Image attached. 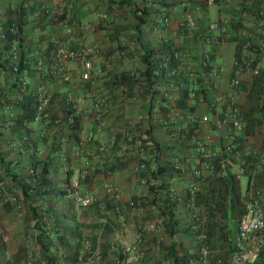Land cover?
I'll return each instance as SVG.
<instances>
[{"label": "crops", "instance_id": "0c3cea01", "mask_svg": "<svg viewBox=\"0 0 264 264\" xmlns=\"http://www.w3.org/2000/svg\"><path fill=\"white\" fill-rule=\"evenodd\" d=\"M195 1L197 3L192 4ZM20 3L39 7H59L65 4L71 17L75 19L73 25L68 27V32L61 24H49L40 28L34 25L32 16L25 19L22 26L24 48H30L28 57H40V70L46 77L41 78V74L36 71L23 73L22 76L32 94L41 87L49 95V102L44 109L43 118L29 121L22 127L14 125L13 115L16 109L13 111L9 106H0V180L4 181L10 191L19 193L18 184L30 173V158L48 162L46 178L51 185L59 188L65 185L66 173L71 176L78 169H98L97 173L92 174L90 182L84 184L85 188L97 193L99 200L95 206L79 211L72 207L65 195L53 197L48 194L37 199L36 203L53 209V213H49V224L57 219L59 230L66 234L72 248L76 245L77 254L82 249V238L87 236L92 241L94 253V249L100 248V254L95 256L96 259L91 264H113V256L118 253L119 246L132 242L134 233L143 225L138 219L142 217L146 220L144 222H148L157 216V211L152 205L153 198L148 193L147 183L141 184L142 179L126 172L131 171L136 160L141 158L140 151L131 143L130 133L134 132H130V128L136 124L146 125L148 117L140 107L146 105L148 99L141 101L137 97L128 96L129 88L125 86H110V76L142 69L140 56L143 49L160 48L166 42L183 49V53L180 52L183 54V67L187 70V76H191L196 69L202 74L200 53L210 49V67L217 72V77L210 79L212 86L207 98L192 112L201 114L207 111L205 105L227 92H232L240 109H244L250 88L258 90L259 104H264V24L257 14L259 0H214L210 5H206L205 0H0V17L7 7L13 8ZM142 11L148 13L142 14ZM138 16L141 23H138ZM187 16L194 23L190 30L182 27ZM163 18H167L165 24L162 23ZM210 22L222 23L226 27L234 25L232 33L236 34L238 41L249 42L250 46L242 51L251 56L259 66V79L233 66L236 40L220 41L215 46L208 43L204 36ZM56 43L67 47L90 45L96 48L91 56V69L86 70L85 78L82 76L84 68L75 60L62 63L69 74V81L63 82L58 78L55 72L58 65L49 56ZM48 44H51L49 53L45 48ZM231 77H236L240 82L235 89L228 85ZM9 82L10 79L0 71V91L7 98H14L16 95L10 93ZM160 86L165 88L162 83ZM96 100L99 101L98 106L95 105ZM151 104L154 106V112L152 111L149 119L152 124V139L162 147L172 144L168 143L171 134L166 133L165 121L156 111V101L152 100ZM70 106L78 108L76 114L81 118L78 143L69 136L66 110ZM96 112L102 121L99 129L93 121ZM181 113L182 111L176 117L178 122L181 120ZM256 115L259 117V125L256 127L254 142L241 141L245 152L250 146H260L264 138V109H260ZM92 129L95 131H92V139L88 141L86 134ZM117 133L125 135L119 137ZM210 140L209 149L212 154H216V142L213 137ZM177 157L182 164L188 165H185L186 172L173 174L168 180L170 192L177 200L174 210L177 221L174 239L179 241L180 247L175 248L181 254L186 252L189 256L196 252V238L187 227L190 223V212L183 206L182 196L189 180L187 170L195 165L194 156L192 150H162L159 159L177 160ZM119 160H126L123 168L111 171L107 169L110 164ZM195 167H199L205 177L204 181L199 182L201 187L212 176L199 165ZM10 173L16 174L15 179L8 177ZM242 179H238L240 191L244 187ZM150 182L156 183L157 180L150 179ZM105 184L118 190L119 198L115 207H110L109 197L104 196ZM138 196L146 197L148 204L137 207L132 199ZM206 202L208 205H205ZM209 204V199L202 200L194 207V211L203 218L208 217ZM234 213L235 211L228 216L226 212L224 218L218 217L219 215L209 216L208 222L216 226L215 236L209 242L215 258L225 257L233 247L237 222ZM27 216L24 214V218ZM24 218H18L12 208H6L0 202V263L7 261L16 249L24 246L22 239L17 240L16 246L11 240L12 235L17 238L21 236L23 224L19 220L23 221ZM162 236L164 234L159 227L146 232L138 243L141 259L134 264H178L173 263L160 241L158 242V239L165 240ZM54 246L50 251L57 257L58 264H69L62 260L60 254L63 250L56 243ZM101 252L107 254L103 255ZM39 264L43 262L40 261ZM186 264L200 263L189 260ZM208 264L215 263L209 260Z\"/></svg>", "mask_w": 264, "mask_h": 264}, {"label": "trees", "instance_id": "16d2710c", "mask_svg": "<svg viewBox=\"0 0 264 264\" xmlns=\"http://www.w3.org/2000/svg\"><path fill=\"white\" fill-rule=\"evenodd\" d=\"M196 3L197 1L192 4ZM59 9L60 12L58 14L48 15V13L42 12L43 9H40L37 5L25 6L20 3L13 8L7 7L4 12H2V17H0V71H3L6 77L10 79L9 91L16 95L14 98H7L3 91H0V106H9L13 111L16 109L13 118L15 120L14 125L18 127H22L25 123L34 120L36 104L34 95L31 93V90H29V86L22 74L36 71L41 74V78L46 77V75L40 70V57H28L27 55L30 48H24L22 26L24 25L27 16H32V13L37 10H40L37 16H32L34 25L37 27L43 28L49 24H59V21H65L67 26L73 25L72 23L75 17H71L69 8L64 4L59 6ZM141 13L147 14L148 12L142 11ZM139 17L140 16L137 17L138 23H141ZM233 27L235 26L231 25L226 27L224 25L225 37L220 35H215V37L219 41L237 40L236 34L234 35L232 33V30H234ZM13 44H15V50ZM173 44L174 43L166 42L162 44L160 48L143 49L140 56V61L143 66L142 69L136 70L132 73L121 72L113 74L110 76L111 80H109L108 83L110 86L115 84L125 86L127 89L129 88L127 95L130 97H137L141 101L148 99L146 105H141L140 107L148 117V119L146 118V125L137 124L138 128L132 126L130 128L132 129L130 132L133 131L134 135L140 139L141 148L143 149L141 151L143 152V156H145L144 168L139 170L137 177L139 180L143 178L142 183H147L148 193L151 194L153 198L152 205L157 211V216H155L153 220H150L155 222V227L151 230H154L156 227H159L162 230L165 236L162 237L165 238V240L160 241V244H162L166 251V255L173 261V263L186 264L189 260H196L197 262V248L199 241L197 240L196 243V252L189 256L186 252L181 254L176 250L177 248L175 247H180L179 241L174 239L177 226L174 210L177 205V200L174 198L176 196L172 195L170 192L168 180L173 174H183L186 172L185 165L187 163L182 164V161L178 160V157L177 160H160L159 157L162 150H191L189 140L193 126L190 124L182 126V120H179L178 122V118L176 117H178L180 111L183 113L185 111L192 112L195 110L196 106L190 104V102L193 101L189 98L188 94L189 90L193 88V85L196 82L202 84L201 91H205V89L207 90V87L204 84V74H200L199 70L196 69L191 76L186 75L187 70L183 67L182 60L183 49L181 47H176ZM45 48L46 52L49 53V50H51V44L46 45ZM180 51H182V57H177L176 52ZM13 52H15L14 59L12 58ZM162 54L164 55L162 56ZM209 55L211 56V50ZM49 56L51 58V52ZM39 61L40 63L38 64ZM260 74L258 73L254 76H257L256 78L259 79ZM160 83L165 86L164 89H162ZM208 85L210 87L212 86V83L208 81ZM172 91H174V95H172ZM249 91L244 109H240L239 107L241 114L240 126L238 130L239 132L235 134V141H238L239 143H242V140H246L249 143L254 142L257 132L256 127L259 125V117L256 113H258L260 109H264V104H259L258 90L250 88ZM17 96L19 98H17ZM173 96H175L174 101L172 99ZM152 100L156 101V111L161 114L162 117H160L165 121L164 124L166 129L170 132L169 134H171L170 143L172 144L167 146H160L150 135L152 124L149 123V119L150 115L154 112V106L151 104ZM74 109V107L70 106V108L66 110V115L69 119L67 125L70 138L75 143H78L80 140L79 134L82 124L80 115L76 114ZM93 121L95 126H98L102 122L100 117H94ZM175 128H178V130H175ZM91 131H95V129H92ZM131 134L133 133H130V135ZM116 135L124 137L125 134L117 133ZM91 139L92 137L89 138L88 141H91ZM131 143H133V139ZM263 143L264 138L261 141V144ZM248 158H250V155H247V159ZM195 160L194 157L195 165L187 170L189 180L187 182V187L184 189L182 201L183 206L190 212V223L187 227L191 229L194 236H197L199 230L203 229L206 233L205 243L208 246L210 238H213L216 233L215 224L208 222V220H210L209 216L219 215L218 217L224 218L226 212L229 216L235 211L234 214L238 220L242 213L243 205L240 200V187L237 177L228 173L222 177L213 178L210 176L211 178L209 180L207 179L200 187L198 177L193 175L194 169H198L195 167L198 164ZM210 161V164L216 169V159ZM250 161H252L251 158ZM29 164L31 166L30 173L27 174L18 184L19 188L17 189L20 195H18V198L22 200V204L24 205L23 209H25L24 212H28L27 221L28 223H32L31 228L34 231V239L39 246L40 257L45 260V264H58L56 261L57 257L54 253L50 252V248L55 247L54 245L56 243V245L63 250L60 254L62 260L69 264H77L76 257L78 251L76 245H74V248L70 246L66 234L61 232L58 228L59 224L56 222L57 219L49 224V213L52 214L53 209L48 205H44L43 210L40 211V209L36 210V206L32 204L33 202H37V199L44 198L47 194L53 197L65 195L66 184L70 177L69 173H66L65 185L63 187H54L46 178L48 162L44 159L39 162L30 158ZM125 165L126 160H119L110 164L107 169L111 171L123 168ZM85 170L87 172L84 177L86 183L90 182L92 174L94 175L97 173L98 169L94 168L90 171L89 167H87ZM9 176H11L12 179H15L16 174L10 173L8 177ZM2 178H4V176ZM193 178L196 182L195 191L190 195L188 192V185L192 182ZM150 179H156L157 182L149 183ZM204 180L205 177H203V181ZM6 191L10 192V189L6 187ZM206 199H209L210 201L208 207L209 216L203 218L199 213L194 211V207L197 206L200 201L202 202V200L205 201ZM132 202L137 207H144L148 204V202H146V197L144 198L142 196L133 198ZM1 203L9 209L13 208L14 205L10 204L9 201ZM95 205L96 203L89 207ZM111 205L110 207H115L114 204L111 203ZM205 205H208L207 202ZM140 218L138 220H141ZM141 223L142 222H140V224ZM147 223L148 222H146V224ZM146 224L140 227L137 232L141 233V230L151 231L145 229ZM193 225H197L198 228L196 230L192 229ZM79 240L80 238L78 241ZM104 253L107 254L106 252ZM104 253L101 252V254L105 255ZM117 254L119 253H116L115 255ZM14 256L15 258H13L12 261L7 260L0 264H19L17 254ZM212 261L214 262V260ZM256 264H264V247L257 258Z\"/></svg>", "mask_w": 264, "mask_h": 264}, {"label": "built area", "instance_id": "2783aa9c", "mask_svg": "<svg viewBox=\"0 0 264 264\" xmlns=\"http://www.w3.org/2000/svg\"><path fill=\"white\" fill-rule=\"evenodd\" d=\"M214 0H205L206 5L213 4ZM42 12L50 14H58L60 9L54 5L40 6ZM40 10L32 13L36 17ZM257 14L264 24V0H259ZM167 18H163L162 23L165 24ZM66 31H69V26L65 21L60 22ZM183 28L190 30L194 27L193 20L190 16L185 18L182 25ZM205 38L208 43L217 45L220 41L215 35L224 36L225 28L222 23L210 22L206 27ZM236 51L232 60L233 66L247 71L250 75L254 76L259 73V66L254 62L253 58L242 49L250 46L249 42H241L236 40ZM95 47L90 45H79L77 47H67L62 44L56 43L51 50V58L56 67L55 72L58 78L63 81H69V74L63 67V62L67 60H75L79 62L84 68L83 78L86 77L87 71L91 69V56L95 52ZM210 49L203 50L200 53V66L202 74H204V84L207 90L201 91L202 84L195 83L193 88L189 90V98L193 101V105H202V101L207 98L210 89L208 81L217 77V72L210 67ZM177 57H182L181 52H176ZM15 58V53H12ZM182 59V58H181ZM40 63V61L38 62ZM207 68V69H205ZM87 70V71H86ZM228 85L230 88L235 89L239 85V80L236 77L229 79ZM167 89V88H166ZM196 90V91H194ZM36 101L35 104V117L43 118L45 116L44 109L49 102V95L45 93L43 88L39 87L33 94ZM174 101V97L172 98ZM101 102V101H100ZM99 101H95L98 106ZM207 107V111L196 114L195 112L185 111L182 115V126L190 124L193 129L190 133V149L193 150L195 161L200 168H204L211 174L212 177H222L225 174H231L238 179H244V187L240 191L241 202L243 205L242 213L236 222V233L233 241V247L224 258L214 257L205 243L206 233L200 229L197 235L199 245L197 248V261L200 264H208L209 260H214L215 264H256L257 258L264 247V143L259 146H250L249 150L235 141V134L240 126V109L235 100L232 92H227L223 96L213 98ZM75 113L78 108L74 109ZM95 118H99V113L94 114ZM100 124L97 126L99 129ZM178 130V128H175ZM93 135L92 131L87 132L86 138L89 139ZM183 137V135H182ZM213 137L217 145V153L212 154L209 149L210 138ZM133 139L134 148L140 151L142 156L141 142L134 134H131ZM247 155L250 158L247 159ZM216 159L217 168L210 164V160ZM144 168V163L139 161L135 166V170ZM198 169H194L193 175L198 177L199 182L203 181V175ZM86 174V170H76L72 174L68 183L66 184L65 196L69 199L75 208L84 209L97 202V196L91 192H81V181ZM195 180L188 185V192L192 195L195 191ZM106 192L109 193L110 203L116 204L119 198L118 190L110 185H103ZM16 195L12 192L6 191V184L0 180V201H9L10 204L16 202ZM203 221V220H202ZM155 227V222L150 221L146 224L145 229L151 230ZM197 225H193L192 229L196 230ZM141 240V234L135 232L132 242L121 244L117 255L113 257V264H134L141 258V253L138 249V243ZM90 244L87 238H82V249L80 254H77V262H90L89 256L85 253L90 252ZM22 264H31L26 260Z\"/></svg>", "mask_w": 264, "mask_h": 264}, {"label": "rangeland", "instance_id": "374dc122", "mask_svg": "<svg viewBox=\"0 0 264 264\" xmlns=\"http://www.w3.org/2000/svg\"><path fill=\"white\" fill-rule=\"evenodd\" d=\"M135 127H137L138 128V125L136 124V126ZM140 128V127H139ZM166 133L167 134H169L170 132L166 129ZM168 143H170V141H168ZM138 150V149H137ZM142 153V156H143V152H141ZM145 158V157H144ZM144 158H138V160H136V163H135V165L134 166H136L137 165V163L139 162V161H141V162H145V159ZM147 159V158H146ZM126 172H131L132 174H135L136 176H137V173L139 172V169L138 170H135V167H133L132 169H131V171H126ZM87 173V172H86ZM85 177V176H84ZM143 179V178H142ZM241 182H242V184L244 183V180L242 179L241 180ZM84 184H85V181H84V178L82 179V181H81V186H80V191L81 192H86V191H91V190H89V189H87V188H85L84 187ZM141 184H143V183H141ZM104 189V188H103ZM10 192H12L13 194H15L16 195V197H17V199H16V202L14 203V205H13V208H12V210L14 211V213H16V215L18 216V218H21L22 219V217L24 218V214L25 215H27V213L28 212H24V210L25 209H23L24 208V205L22 204V200L21 199H19L18 198V195H19V193H15V191L14 190H12V191H10ZM91 192H93L96 196H97V193H95L94 191H91ZM104 192V196H108L109 197V193L108 192H106L105 190L103 191ZM119 194V193H118ZM20 196V195H19ZM98 200H99V198H98V196H97V202H98ZM1 202V201H0ZM97 202H96V204H97ZM71 203V202H70ZM34 206H36V210H39L40 209V211H42L43 210V206L44 205H39V204H37L36 202H33L32 203ZM72 204V203H71ZM109 205H111V204H109ZM112 206V205H111ZM72 207H74L73 205H72ZM93 207V206H92ZM89 207H87L86 209H88ZM74 209H78L79 211H81V210H84V209H79V208H75L74 207ZM30 215V214H29ZM27 219L28 218H24L23 219V221L22 220H19V223H22L23 224V229L21 230L22 231V233H21V236H18V238L16 237V236H13L12 235V237H11V240H12V242H13V245L14 246H16V243H17V240H20V239H22V241H23V244H24V246L20 249V247L18 248V249H16V251L13 253V255L12 256H9L8 257V260L10 261H12L13 260V258H15V256L14 255H16L17 254V257H18V260H19V264H22L23 262H25L26 260H29L30 262H31V264H39V262L40 261H42L43 262V264H45V260L43 259V258H41L40 256V253H39V246H38V244H37V242L35 241V239H34V231H33V229L31 228V225H32V223L31 222H29L28 223V221H27ZM141 220H140V222H142V226H144L145 224H146V222H144V221H146L144 218H140ZM151 220H153V219H151ZM149 222V221H148ZM0 223H1V221H0ZM141 226V227H142ZM146 232H148V231H144V230H141V240H142V237H143V235L144 234H146ZM135 234V233H134ZM87 236H85V237H83V238H86ZM194 238H196V239H194L195 241H196V243H197V236H195ZM87 239H88V242H89V244H90V252L89 253H85V254H87V256H89V261L90 262H87L86 264H91V262H92V260L94 261L96 258H95V256L96 255H99L100 254V248H96V249H94L95 250V253L93 252V248L91 247L92 246V241H91V239L89 238V237H87ZM140 240V241H141ZM163 239H158V242L159 241H162ZM208 246H209V244H208ZM209 248H210V246H209ZM62 250V249H61ZM118 250H119V248H118ZM210 251H211V249H209ZM51 252V251H50ZM212 252V251H211ZM115 256V255H114ZM113 256V257H114ZM219 258V257H218ZM220 258H224V257H222V256H220ZM17 260V261H18ZM94 264V263H93Z\"/></svg>", "mask_w": 264, "mask_h": 264}]
</instances>
